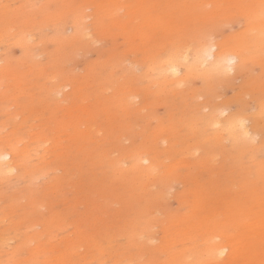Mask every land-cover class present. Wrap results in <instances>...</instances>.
Listing matches in <instances>:
<instances>
[{
  "label": "rangeland",
  "instance_id": "obj_1",
  "mask_svg": "<svg viewBox=\"0 0 264 264\" xmlns=\"http://www.w3.org/2000/svg\"><path fill=\"white\" fill-rule=\"evenodd\" d=\"M6 152L0 264H264V0H0Z\"/></svg>",
  "mask_w": 264,
  "mask_h": 264
},
{
  "label": "bare ground",
  "instance_id": "obj_2",
  "mask_svg": "<svg viewBox=\"0 0 264 264\" xmlns=\"http://www.w3.org/2000/svg\"><path fill=\"white\" fill-rule=\"evenodd\" d=\"M237 60H238L237 56H235L233 54H228V55L224 54L223 56H218L217 47L215 45H210L206 49L204 56L200 58L199 65L200 66H206L209 62L211 64H215V66L223 68L224 70H229L231 72L235 68V63L237 62ZM167 69L171 73V75L174 77H180L181 78L183 76L184 70H183L182 66L175 63L174 61H172L171 63L168 64ZM216 123H217V121L215 122V124ZM238 125L240 126L241 130L243 131V133L245 135L249 134L250 131L247 127L246 120H241ZM231 129H232V127H231ZM12 159H13L12 154L9 152H6V153H3L0 155V162L3 164V166L6 167L5 170L9 173H13L16 171V168L12 163ZM208 243H210V242H208ZM215 245H213V246L215 247ZM227 248H228L227 246H223L221 248V250L218 251L219 252L218 256H222L225 253V250ZM213 251H215V249ZM207 252H209V251H207ZM211 252H212V250H211ZM208 254H207V256H208ZM212 254H214V253H212Z\"/></svg>",
  "mask_w": 264,
  "mask_h": 264
}]
</instances>
